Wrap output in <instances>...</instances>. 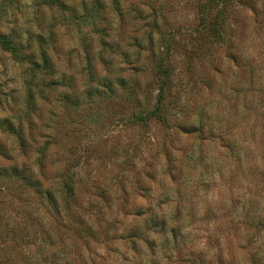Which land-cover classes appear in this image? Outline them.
Instances as JSON below:
<instances>
[{"label": "rangeland", "instance_id": "obj_1", "mask_svg": "<svg viewBox=\"0 0 264 264\" xmlns=\"http://www.w3.org/2000/svg\"><path fill=\"white\" fill-rule=\"evenodd\" d=\"M205 1L0 0V264H264V0Z\"/></svg>", "mask_w": 264, "mask_h": 264}, {"label": "trees", "instance_id": "obj_2", "mask_svg": "<svg viewBox=\"0 0 264 264\" xmlns=\"http://www.w3.org/2000/svg\"><path fill=\"white\" fill-rule=\"evenodd\" d=\"M228 0H206L204 2V4L202 5V9L201 14H200V23H199V29H200V33L201 35H205L206 37H211L214 36V32L217 29V25L219 24V15L222 13L223 8L225 7L226 3ZM0 48L10 54H13L14 56L17 54V47L15 45H13L10 37L8 35H4V34H0ZM164 53H161L160 56H158L157 58V69L159 71V75H160V81L161 83L158 86V91H157V96H156V109H158V106L161 105L162 103V99H163V94L165 91V87H166V83L165 80L167 78V69H165V65H164ZM41 67H48V62L45 59V57L43 56V54L41 55ZM35 66H37L35 64ZM142 115V114H141ZM128 123L131 124L132 123H139L142 124L145 122V119L143 116H138V114H135L133 117H131L130 119L128 118ZM127 123V124H128ZM67 184V185H66ZM64 185V190L66 191V193H71L72 192V186L69 183H66ZM66 186V187H65ZM48 195V193H46Z\"/></svg>", "mask_w": 264, "mask_h": 264}]
</instances>
